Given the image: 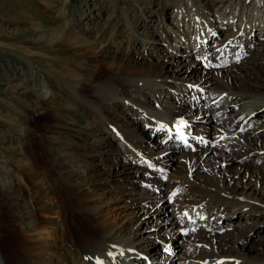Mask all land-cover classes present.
<instances>
[{
    "label": "rangeland",
    "instance_id": "rangeland-1",
    "mask_svg": "<svg viewBox=\"0 0 264 264\" xmlns=\"http://www.w3.org/2000/svg\"><path fill=\"white\" fill-rule=\"evenodd\" d=\"M253 2L243 4V0H0V224L2 226L0 230H3L0 237L3 240L0 242V264H9L11 248L14 247L13 241L16 239L11 231L20 229L19 214L25 211L23 205L26 204L37 215H43V212L38 208L39 204L50 197L52 193L48 187L50 184L36 187L32 183L36 173L44 174L46 169L54 166V164L59 167H69L72 162L87 169L84 172H92L96 169L106 171L107 166H103L104 162L108 164L112 162L125 165L134 164L124 157L127 154L123 151L125 149H120L119 137L123 136L121 128H116L112 132L113 130L109 127L116 123L127 130H134L137 121L131 116L130 110L132 109L129 110L133 104L131 106L124 102L111 103L112 100L108 102L109 96L105 93L103 94L107 95V98L104 97L106 98L105 103L99 104L97 101L93 103L91 97L95 84L113 81L115 86L120 89L118 90L122 99L126 97L136 105H147L151 109L157 107L155 104L157 101L158 106L162 105V110H169L168 104L173 103L171 101L174 100L171 96L162 94V98L158 99H152L149 97L150 95L144 97L147 96L145 92L148 94L149 91L142 94L139 89L134 90L132 87L128 89L130 85H127V80L132 78L131 81L134 82L138 81L140 76L153 78L154 76L160 77V75H176L174 74L176 70H170V68L175 69L178 61L176 60L177 63L172 62L174 57L169 56L171 53L169 48L162 47L161 43H165L163 46H167L168 42L171 43L177 38L169 35V39L166 41L160 36H156L155 38L158 40L150 41L151 48L141 57L136 54L143 47L137 36L151 38L155 36L153 35L155 30L159 34L161 31H165L168 26H172L173 23L176 24L175 19L179 21L182 15H178L180 16L178 17L175 14V9L185 6V4H190L192 8L198 7L203 12L209 11L210 14L215 13L216 9L225 10L227 14L230 13V15L235 16L238 23H245L244 18L251 12V9L256 11V7H254L256 5ZM236 3L238 4L237 7H235ZM262 9L264 12V8ZM189 22L188 19L187 23ZM237 29L238 25L233 27L226 25V28L222 30V37L228 33L232 34ZM72 33L78 35L73 36ZM256 34L257 32L254 36ZM252 43L248 42L247 45L252 44L254 46L256 44L254 41ZM245 45L246 42H244L243 47ZM182 48H180V55L184 52ZM207 49L206 46L204 51ZM180 55L176 56L177 59L181 60L179 65L186 62L185 68L190 66L188 68L189 75L183 77L184 75L179 74L180 77H171V81L177 82L182 87L189 84L200 85L193 77L195 74L192 73V70L197 71L196 77H199L197 75H201L203 70L204 73L208 72L209 69H206V66L201 67V64H206V59H202L201 63L197 59H193L192 55L186 59L187 56ZM203 55L204 53H202V57ZM210 65L212 64L210 63ZM149 71L155 75L152 72L149 73V75L152 74L150 76L139 74ZM75 82L78 84L73 87ZM116 88L111 89V91L116 92L114 91L117 90ZM253 88L262 90L260 86ZM188 96L186 94L184 99L175 100L171 108H175L181 113L184 112V114L190 113L191 111H185V106H183L186 102L189 103ZM188 106L190 105L188 104ZM233 106L228 109V113L232 111L230 115H236L241 109L239 108L241 107L240 104ZM197 107L191 106V109L195 110ZM128 110L130 113L127 112ZM169 111L171 112V110ZM203 121L198 120L194 129L202 130L206 124L199 123ZM206 122L210 124V121ZM248 122L245 123V128L248 129L249 124H257L254 127H262V129L257 128L256 130L264 131V115H261L257 120ZM253 122L255 123L252 124ZM151 126L153 127V125ZM203 133L206 132L203 131ZM261 133L264 134V132ZM143 134L145 135L144 141L139 144L154 160H160L161 157L159 158V156H163L162 154L166 152L170 156L179 153L172 141H167L169 144L165 146L160 143V137H155L149 132ZM170 144L174 148L165 149ZM261 144L262 142H259V146ZM227 147V144H223V146L216 148L221 152L231 150V147L229 149ZM109 151L117 152L112 160L105 157ZM198 152L205 155L200 149L195 153L190 152L184 158L186 160L196 158ZM259 153V157L252 153L242 154L231 159L230 165H235L236 168L241 165H263L264 167V148H260ZM184 158L181 160L173 157L168 161L169 163L166 162L168 163L166 167L169 170L165 172L168 175L167 181L166 177H161L163 176L161 172L156 175H148L145 172L139 174L141 178L148 181V186L147 183L144 184L146 189L149 188L150 184L155 186L160 183L162 191H165L166 185L178 189L179 192H174V195H172V191L171 197L169 195L165 197L167 206L158 215L163 218L167 216L165 211L171 214L179 206V201L175 205L174 200L177 194L186 196L198 184L200 187H206L207 191H210L209 193L218 189L216 186L218 185V181H216L218 174L209 172L206 170L207 167L188 164ZM236 168L233 169L236 171ZM44 175L48 177L46 174ZM90 175L95 174L90 173ZM99 176L96 175L95 179H98ZM171 177L174 184L169 183L168 179ZM180 180H190L191 182L189 181L190 184H177ZM55 183L61 192L62 185H59L58 182ZM95 184L99 185L98 187L108 186L105 179L95 181ZM184 188L186 189L184 190ZM128 189V186L105 189V193L109 192L106 198L110 197L114 202V199H120L122 191ZM238 189H235L239 193L238 198L242 197L241 201L244 202L245 200L249 204L236 211L239 214V219L234 224L227 220L230 214L229 209L235 210L233 202H226L209 193L208 195L213 197L212 200L208 196L200 199L203 203L202 215L205 212L209 218L215 216V213L211 212L212 209L215 207L223 208L224 216L228 215L226 219L223 218V224H233V227H237L236 230H231L229 226L218 228L220 225L215 224L214 226H218L216 230L221 232L217 235H222L224 239H220L216 233H211L212 231H203V228L183 236L180 234V230L183 229H179L182 224L178 220L175 224L167 222L165 228L162 227L158 235L153 234V238L157 240L156 247L153 246V251L158 253L157 249L160 250L164 246L161 242L167 243L161 235L171 233L174 234L176 241L185 237L213 243L215 249L225 255L224 257L234 259L242 257L240 253L244 251H250L253 255H257L256 250L264 248V196L262 199H258L259 201L256 199L248 200L241 192L243 190ZM136 190L139 191L138 188ZM140 195L141 193H136V196ZM170 198L173 203L169 202ZM227 199L229 198H225V200ZM142 200L146 202L145 199L138 198L137 206L126 209L124 213L139 211L143 218L144 214L149 212L151 208L147 210L148 206ZM200 200H197L195 195L192 197V201H197L196 203L200 204ZM76 221L78 224L82 222L81 219H76ZM128 221L129 227L136 223L132 216ZM245 221H247L246 224ZM152 224L150 221L141 222L137 229L141 232L154 231L153 228L144 229ZM77 227L80 229L77 228L74 235L78 239H82L86 230L84 231L80 225ZM238 235H241L240 238L235 239ZM171 243L170 241L168 244L171 245ZM224 243L225 245H223ZM236 243L241 248L234 246L237 245ZM131 247H133L129 250L131 253L151 254L150 250L144 249L139 243H135ZM212 249H214L213 246ZM212 249L204 247L198 251L200 253L201 251L205 252L208 257L211 255L216 257ZM198 251L196 250L194 254V258H196L194 264H197L202 256ZM174 253L180 259L178 263L183 264L186 259L185 255L179 250L172 254ZM243 256L248 257L241 258V262L237 261L238 264H259L260 260L264 262V257L257 259L250 254ZM226 263L224 262V264Z\"/></svg>",
    "mask_w": 264,
    "mask_h": 264
},
{
    "label": "bare ground",
    "instance_id": "bare-ground-1",
    "mask_svg": "<svg viewBox=\"0 0 264 264\" xmlns=\"http://www.w3.org/2000/svg\"><path fill=\"white\" fill-rule=\"evenodd\" d=\"M252 1L256 5H253L256 7V11L254 12V9H251V12L244 18L245 23H238L237 18L230 15V13L227 14L225 10L219 11L216 9L215 13L210 14L209 11L203 12L198 7L192 8L190 4H185V6L175 9L177 16L182 15L179 21L175 19L176 24L173 23L172 26H168L165 31H161L159 34L155 30L153 32L155 36L151 38L137 36L143 47L136 54L141 57L151 48L150 41L158 40L155 38L156 36H160L166 41H168L169 35L177 38V40L171 43L168 42L167 46H163L165 43H161L162 47L169 48L171 52L169 56L174 57L172 62L178 61V63L176 62L177 67L175 69L170 68V70H176L174 73L176 75H160V77L154 76L153 78L140 76V79L134 82L130 78L127 80V85H130L128 89L131 87L134 90L139 89L142 94L145 91H149L148 94L145 92L147 96L144 97L150 95L149 97L152 99H158L164 94V96H171L174 101L182 100L188 94L189 107H198L195 110L193 109V111L190 109V113L184 114V112L181 113L175 108H171L174 103L168 104L170 112L169 110H162V105L158 106V102L155 101L157 107L151 109L147 105H136L126 97L122 99L120 89L115 86L113 81L95 84L91 97L93 103L94 101H97L99 104L105 103L104 100L108 95V102L112 100L111 103L124 102L126 105L131 106L133 104L129 110L132 109L130 110L131 116L137 121V126L134 130H127L116 123H114V126L111 124L112 126L109 127L113 130L112 132L116 128H121L123 136L119 137L120 149H125L123 151L127 154L124 157L130 160V162H134V164L125 165L114 162L108 164L104 162L103 166H107L106 171L96 169L92 172H84L87 169L81 168L73 162L69 167H59L52 162L55 167H49V169H46V173H44L48 177L44 174L36 173L33 176L32 183L36 187L50 184L48 187L52 190V193L50 197L44 199L39 204L38 208L43 212V215H37L26 204L23 205L25 211L19 214L20 229L11 231L16 239L13 241L14 247L11 248L12 253L9 258V264H179L180 259L177 258V254H172L176 250L181 251L185 255L186 259L183 261V264H194L196 260L194 258L195 251L204 247L212 249V246L214 247L212 250L215 252L216 257H212V255L208 257L205 252L201 251L200 253L198 251L202 255L200 259H203L201 262L203 261L204 264H224V262L226 263L230 259L241 262L242 259L248 257L243 256L246 254H250V256L257 259H263L264 248L257 249V255H253L250 251H244L240 253L242 257L229 259V257H224L225 255L221 254L218 249H215L213 243L201 242L185 237L176 241L174 234L171 233L161 235L162 239L167 243L161 242L165 244L160 254L153 251V246L156 247L157 244V240L153 238V234L158 235L160 229L162 227L165 228L167 222L175 224L176 221H181L182 225L179 226V229H183L180 230L181 235L187 230L188 233L185 235L191 234L190 231L193 232L206 224L205 221L200 220L203 209V203L200 199L204 196L210 197L211 200L213 199L212 196L222 198L226 202H233V206H235V210L228 208L230 211L229 216H224L223 208L219 209L215 207L212 209L211 212L215 213V216L207 217L206 224L211 229L218 223V220L221 218L226 219V216L229 217L227 219L228 222L237 221L239 214L236 211L245 208L244 206L249 204L245 200L242 202V197L238 198L239 193L236 192V188L243 190L241 192H243V195L248 200H258L264 196L263 165H241L237 168L235 165H230L231 159L242 154L252 153L259 157V149L264 148V134L261 133L264 131L256 130L257 128L262 129V127L245 128L246 122H252L257 120L261 115H264V12L262 9L264 8V0H243V4ZM237 5L236 3L235 7ZM188 19L190 20L189 23H187ZM226 25H231L232 27L238 25V29L232 34L228 33L225 37H219L222 34V30L226 28ZM255 32H257V36H254ZM72 35L78 34L72 33ZM261 36L263 37L262 39H260ZM253 40L256 43L254 46L252 45ZM244 42H246L245 47H243ZM248 42L252 44L248 46ZM206 46L208 49L204 51ZM180 48L184 49L182 55L187 56L185 59L191 55L193 59H197L200 62L202 59H206V64H201V67L204 68L203 66H206V69H209L208 72H201L202 74L196 77L197 71L195 69L192 70V73L195 74L193 77L196 78L195 80L200 85L189 84L182 87L177 82L171 81V77H180L179 74L184 75L183 77L189 75L188 68L190 66L185 68L186 62L183 65H179L181 60L176 58L178 54L180 55ZM231 48L234 49L230 50ZM244 48H246V53H244ZM202 53H204L203 57ZM251 53L252 55H250ZM241 55H243V58ZM151 72L139 74L149 75ZM153 75L155 74L153 73ZM77 84L78 82H75L73 87ZM112 86L114 89L117 87V90H114L116 92L111 91L113 89ZM254 86H260L262 90L258 88L254 89ZM104 93L107 95H103ZM237 104L241 105L239 107L241 109L238 110L236 115H230L232 111L228 113V109ZM129 110L127 112L130 113ZM186 110L188 109L186 108ZM198 120H204L199 124H206L199 131L194 129V125H196ZM206 121H210V124ZM151 125H153L154 129ZM177 130L182 131L190 137L196 150L193 153L201 149L205 155L198 152L196 158L186 160L184 157L188 156L192 151L181 148L175 136ZM203 131L206 133H203ZM148 132L152 133L155 137H160V143L164 141V143H161L162 145L166 146L169 144L167 141H172L174 146L178 148L177 151L179 153L171 156L166 153L164 154L166 155L165 157L164 155L159 156V158L161 157L160 160H154L150 154L144 151V147L139 144L144 141L145 135L143 133ZM157 134H160V136H157ZM259 142H262L260 146ZM223 144H227V149L231 147V150H227L226 152L218 151L216 147H221ZM174 146L170 144L165 149H173ZM115 153L117 152L109 151L105 155L106 159L112 160ZM173 157L181 160L184 158V161L188 162V164L192 163L193 166L198 164L207 167L206 170H209V172L218 174L216 175V181H218V185L216 186L218 189L215 192L209 193L210 191H207L206 187H200L198 184L186 196H179L177 194L175 205L177 201L180 203L178 207L175 206L177 215L175 210L171 214L165 211L167 216L163 218L158 215L167 206L165 197L170 196L172 191L174 192L178 189H175L174 186L170 187L166 185L165 191H162L161 183L155 186L150 184L149 188L146 189L144 184L147 183L146 185L148 186V181L141 178L139 174L145 172L148 175H156L161 172V175L165 176L167 181L168 175L165 172L168 169L166 166L169 163L168 161ZM233 168L237 170L235 171ZM99 171L101 173H98ZM90 173L95 175H90ZM100 174L103 175L99 176ZM96 175L99 176L98 179H95ZM172 177L168 180L169 183L174 184ZM100 179H105V183L108 186L98 187L99 185H96L95 181ZM189 181L180 180L177 184H190L191 181ZM55 182L62 185L61 192H59L57 188L59 186ZM123 186H128L129 189L120 193V199H114L113 202L110 197L106 198L109 192L105 193V189ZM137 188L139 191L136 190ZM136 193H141V195L136 196ZM208 193L212 194V196L208 195ZM194 195L197 200H200V204L196 203L197 201H192ZM227 197L229 199L225 200ZM138 198L146 200V202L142 201L148 206L147 210L151 208L149 212L144 214L143 218L139 214V211L124 213L126 209L137 206ZM169 202L173 203L170 199ZM131 216L136 223L129 227L128 220ZM76 219H81V224H78ZM149 221L153 224L144 229L153 228L154 231L141 232L137 229L141 222ZM77 224L82 226L84 231L86 230V233H83L82 239H78L74 235L75 230L77 228L80 229V227H77ZM203 227L206 228V226ZM0 229H2L1 224ZM1 232L3 230H0V237L2 235ZM216 236L218 235L216 234ZM240 236L238 235L235 239L240 238ZM218 237L224 239L222 235ZM2 241L0 238V242ZM170 241L172 242L171 245L168 244ZM135 243H139L144 249L150 250L151 254L146 255L144 252L131 253L129 250L133 248L131 245ZM234 246L241 248L238 244ZM259 264H264V262L260 260Z\"/></svg>",
    "mask_w": 264,
    "mask_h": 264
}]
</instances>
